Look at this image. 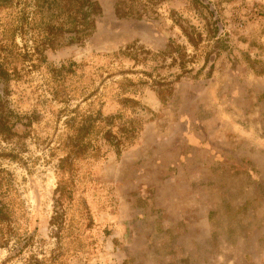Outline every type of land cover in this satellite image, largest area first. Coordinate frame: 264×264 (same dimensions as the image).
<instances>
[{"label":"rangeland","instance_id":"rangeland-1","mask_svg":"<svg viewBox=\"0 0 264 264\" xmlns=\"http://www.w3.org/2000/svg\"><path fill=\"white\" fill-rule=\"evenodd\" d=\"M97 1L102 14L87 40L46 50L43 65L9 85L12 106L39 117L21 160L0 156L17 189L15 229L31 237L17 256L0 247V264H24L31 253L47 264H262L264 0H164L156 18L118 17L114 0ZM173 11L202 34L186 73L158 54L170 39L194 52ZM125 47L137 57H111ZM71 61L60 102L45 84L47 67ZM124 77L134 83L126 91L117 84ZM159 79L170 81L165 103ZM83 88L95 95L81 102ZM123 92L138 105L125 109ZM90 103L103 116L122 111L139 128L119 155L105 144L98 158L76 162L72 224L58 236L50 224L58 147L71 110Z\"/></svg>","mask_w":264,"mask_h":264},{"label":"trees","instance_id":"trees-1","mask_svg":"<svg viewBox=\"0 0 264 264\" xmlns=\"http://www.w3.org/2000/svg\"><path fill=\"white\" fill-rule=\"evenodd\" d=\"M162 1L164 0H114V11L118 17L156 18V6ZM193 1L200 3L199 0ZM0 10L5 11L0 22V143L9 146L6 150H0V156L21 160L20 152L25 147L23 140L30 137L32 125L37 121L39 113L35 109L21 112L12 106L8 99L10 83L24 79L33 68L43 65L46 50H55L63 41L80 44L87 40L95 30L102 7L97 0H0ZM171 19L179 27L187 43L194 48V52L189 54L185 45L170 39L165 49L158 54L169 55L172 63H178L182 73H186L190 70L187 63L194 62L199 55L197 52L202 34L174 11ZM135 52L133 48L125 47L111 57H137ZM72 65L76 63L71 61L58 67H47L50 78L45 84L52 96L60 102L68 100L63 95L65 89L62 83ZM84 65L79 62V69ZM154 82L159 101L165 103L171 93L170 81L159 79ZM128 83L134 84L127 77L117 82L123 91H126ZM79 95L81 102H84L95 93H88L83 88L79 89ZM119 101L125 109L134 108L139 103L124 92ZM74 110L77 114L67 118L66 126L69 130L58 147L64 151V155L58 158L56 166L57 180L50 218V224L58 236L66 229L65 224H72L66 221V217L75 190L76 162L87 157L98 158L104 153L102 146L105 144L119 155L123 148L134 141L139 128V122L125 116L122 111L103 116L99 110L92 108V103L85 109L79 107V110L74 108L71 111ZM18 125L24 128L18 130ZM16 198L17 189L12 173L0 166V247L11 248L15 256L23 253L31 238L22 236L15 229L18 211ZM54 258L50 257L49 261ZM24 261V264H47L45 258L39 259L32 253Z\"/></svg>","mask_w":264,"mask_h":264}]
</instances>
